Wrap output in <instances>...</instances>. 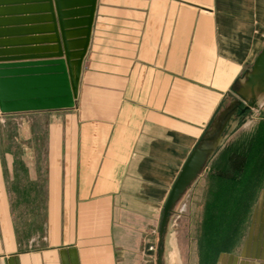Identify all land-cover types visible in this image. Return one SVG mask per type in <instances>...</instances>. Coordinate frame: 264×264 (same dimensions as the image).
Returning a JSON list of instances; mask_svg holds the SVG:
<instances>
[{"label": "crops", "instance_id": "1", "mask_svg": "<svg viewBox=\"0 0 264 264\" xmlns=\"http://www.w3.org/2000/svg\"><path fill=\"white\" fill-rule=\"evenodd\" d=\"M263 47L264 0H97L74 108L24 113L22 155L7 174L0 158V264H150L175 180ZM40 179L46 246L21 251L10 213L36 210L13 207L8 181L33 205L23 190ZM256 223L240 258L220 264H264Z\"/></svg>", "mask_w": 264, "mask_h": 264}, {"label": "water", "instance_id": "2", "mask_svg": "<svg viewBox=\"0 0 264 264\" xmlns=\"http://www.w3.org/2000/svg\"><path fill=\"white\" fill-rule=\"evenodd\" d=\"M97 0H0V115L72 109L78 96ZM184 163L165 201L155 264H180L163 236L173 212L204 173L238 119L264 101V47L238 80ZM167 255V256H166Z\"/></svg>", "mask_w": 264, "mask_h": 264}, {"label": "rangeland", "instance_id": "3", "mask_svg": "<svg viewBox=\"0 0 264 264\" xmlns=\"http://www.w3.org/2000/svg\"><path fill=\"white\" fill-rule=\"evenodd\" d=\"M235 98L233 92L219 111ZM261 106L238 119L204 173L173 212L169 229L162 241L166 252L171 249L170 242L174 244L180 264H220L225 258H240L245 247L251 245L254 222H260L263 227L259 231L264 240V110L262 111ZM26 116L24 113L0 115V158L4 163L5 174L11 168L7 166L6 160L22 155L24 144L21 142L27 138L28 133L23 132L19 118ZM44 128L45 118L35 119L31 125L30 142L40 159L44 151ZM12 168L13 173H23L20 165L13 164ZM8 185L9 195L11 193L9 199L16 210H28V206L36 210L10 213L17 239L21 243V251H42L46 246L42 179L37 182V188L33 191L28 188L23 190L26 194L30 191L36 195L33 198L36 199V204L33 205H28L27 202L19 204L18 201L22 199L12 195L15 189L10 180ZM23 199L27 201L29 198L26 196ZM161 216L157 228L147 238L153 244L148 246L147 252L143 251L150 264H155L156 260ZM29 237L35 238L37 242L29 244ZM262 244L261 248L264 247V241Z\"/></svg>", "mask_w": 264, "mask_h": 264}, {"label": "trees", "instance_id": "4", "mask_svg": "<svg viewBox=\"0 0 264 264\" xmlns=\"http://www.w3.org/2000/svg\"><path fill=\"white\" fill-rule=\"evenodd\" d=\"M237 88H238V82L235 84L233 90H236ZM242 116H243V115H242ZM242 116H241V117H242Z\"/></svg>", "mask_w": 264, "mask_h": 264}, {"label": "built area", "instance_id": "5", "mask_svg": "<svg viewBox=\"0 0 264 264\" xmlns=\"http://www.w3.org/2000/svg\"><path fill=\"white\" fill-rule=\"evenodd\" d=\"M150 250H152V247H150Z\"/></svg>", "mask_w": 264, "mask_h": 264}]
</instances>
